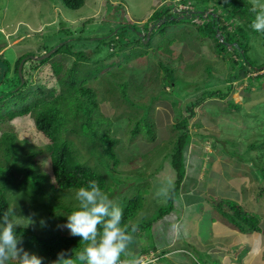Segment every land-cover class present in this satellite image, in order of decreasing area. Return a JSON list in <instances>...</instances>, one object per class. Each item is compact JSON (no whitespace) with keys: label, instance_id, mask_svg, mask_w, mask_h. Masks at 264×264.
Listing matches in <instances>:
<instances>
[{"label":"rangeland","instance_id":"1","mask_svg":"<svg viewBox=\"0 0 264 264\" xmlns=\"http://www.w3.org/2000/svg\"><path fill=\"white\" fill-rule=\"evenodd\" d=\"M169 1L85 0L84 6L73 10L66 7L61 0H0V19L3 18V22L0 24L3 25L7 22L12 26L8 30L5 29L9 32L10 43V47L5 53V58L11 63L8 77H14L13 66L17 60V53L29 54L31 52L43 55L44 51H51L63 42L67 45L61 48L62 51L84 50L87 52V59L78 55L82 74L88 70L98 71L94 76L88 78L87 85L95 89L100 111L104 110L106 114L111 115V120L108 119V122L114 126L113 136H118L120 139L115 147L117 152L121 157L129 155L131 151L136 154L137 151H140L142 154L136 156L133 165H130L131 161L127 160L128 163H118L117 171H113L107 162L112 160L110 155L97 148H91V151H95L91 157L85 145L82 144L78 148L80 153L78 151L77 159L84 164L91 163L95 156L98 161L101 160L99 170L104 174L106 184L103 191L119 206H124L134 196L147 192L143 198L142 211L139 213L138 219L135 220L138 223L143 220L146 223L153 220L152 218L157 219L161 216L160 210L169 207L170 202L166 195L173 187L175 180L173 176L176 172H174L169 157L172 147L168 142L174 135L173 126L183 116L189 118L187 128L193 134L191 140L193 145L200 146L203 143L223 145L226 151L234 156L235 161H232L234 164L231 167L233 170H238L239 167V170L243 171L242 177H240L241 184L247 179L250 169L248 168L249 160L253 157L258 166V177L261 178L258 185L264 187V148H262V145L264 147V87L257 89L250 86L246 77L231 81L230 84L233 88L229 91L230 100L242 103L241 111L236 114L223 112L224 103H219V99L216 100L211 95L206 96L203 101L198 103L194 114L186 109L190 103L189 100H196L198 95H202L206 91L222 90L226 92L229 85L227 81L229 74L236 73L238 75L241 72L238 67L233 70L229 58L216 51L213 46L215 41L206 33V30L205 34L201 32L198 34L197 28L189 24L190 21L184 20V22L171 24L167 28L165 39L168 42L164 46L160 44L162 37L157 34L152 38V43L149 46L142 40L144 45H140V47L129 46V48H125L126 50L122 49V44H138V38L141 37L136 31L146 30V25L154 11L162 9L164 12L167 10L164 5ZM197 1V6L203 8L208 6L211 10L224 11L217 4L220 0H210L207 3H204V0ZM245 1L251 4L250 0ZM194 3L195 0L186 3L176 0L175 6L178 10L190 9L194 7ZM122 25L126 27L127 31L115 33L111 37L88 40L90 37L110 35L118 28L123 31ZM186 29L191 32L187 36ZM232 29L233 25L230 26V30ZM15 30L14 40H12L10 35ZM198 35L201 38H195ZM20 37L22 38L19 41L16 40ZM67 38L71 40H67ZM13 41L17 43H13ZM112 41H116L118 47L112 46ZM250 45L248 57L255 63L254 66H263L264 39L261 36L253 35ZM141 49L145 52L141 57H132ZM230 49L233 51L232 48ZM64 55L53 56L54 63L61 62L67 68L72 65L74 60L78 59L77 56ZM131 57L132 59H130ZM232 57L235 58L234 54ZM113 59L116 62L112 61ZM160 61L169 62L174 70L175 92L167 93L165 91H170L171 87L163 83L166 71L159 63ZM186 63L189 64L183 71ZM3 66V63L0 64V67ZM38 70L43 78H46L48 85L57 83L56 74L50 64H45ZM114 70L115 72L116 70L121 71L118 72L121 73L120 80L123 79L122 82L126 81L129 86L126 95L122 94V91H119L117 87L114 88L111 83L113 79L111 73L112 71L114 73ZM158 72L160 73L157 79ZM263 73L264 69H261L257 73H250L249 76L254 77ZM116 75L118 78L117 73ZM152 77L156 79L151 80ZM56 85L58 87V83ZM133 88L137 89L133 90ZM185 96L187 98H184ZM155 98L159 100L156 105H154ZM174 100L178 102L181 100L184 108L178 109V106L174 105ZM141 110L147 111L150 117L152 115L156 121L157 137L154 141L146 139L145 131L137 136L130 133L132 128L127 125L128 120L125 117L129 115L126 114L137 113ZM118 117H122V120L118 121ZM67 123L70 125L71 120H67ZM81 131L83 132V130ZM4 132L10 135L14 134L15 143L19 147L28 148L31 153L36 154L34 156L36 169L43 176L41 185H30L29 183L27 185V182H23L22 175L18 176L19 181H12L16 185H6V196L11 203V209L15 210L14 216L17 217V223L26 227L29 223L26 218L31 215L35 225L30 224L27 227L34 230L39 236L71 235L69 230L59 227L65 224L67 219L63 215H57L54 209L67 203L78 207L77 189L71 188L62 191L56 186L50 152L47 150V145L51 146L52 144L51 140L45 138L38 131L31 116L1 122L0 164H6L2 157V150L7 145V142L2 141ZM63 136H65L64 132L59 135L61 138ZM83 136L86 137L85 134ZM69 137L75 148L84 139L73 135V132H70ZM92 137L88 136L89 142H93ZM251 145L258 147L253 150L250 148ZM91 146L94 147L96 144H91ZM156 148L163 151L156 152ZM164 154L168 156L166 160H163ZM117 158H119L118 154ZM127 170L134 174L131 175ZM1 183L0 180V185ZM224 186L226 187L224 184L221 187L218 181L216 186H212L211 189L227 192ZM165 187H168L167 194H158ZM253 194L258 195L259 205H264V191L260 192V188L256 187L251 191V195ZM243 196L246 203L250 204L249 208H253L254 202L249 194H243ZM69 209H72L71 213L76 208ZM41 220L45 221L43 226L40 223ZM25 249L38 255L35 247ZM192 254L196 255L199 260L203 258L198 254ZM134 257L132 256V258ZM200 261L206 262L205 260Z\"/></svg>","mask_w":264,"mask_h":264},{"label":"trees","instance_id":"2","mask_svg":"<svg viewBox=\"0 0 264 264\" xmlns=\"http://www.w3.org/2000/svg\"><path fill=\"white\" fill-rule=\"evenodd\" d=\"M61 1L66 7L73 10L80 9L85 4V0ZM181 1L186 3L190 0ZM208 1L210 0H204V3H207ZM197 3L198 1L195 0L194 6H197ZM217 4L222 7L224 11L219 12L214 9L213 13L208 15L203 24L193 21H190L189 24H192L197 28L198 34L200 32L205 34L204 31L206 30V33L210 35L213 41H215L213 46L216 51L219 54H223L224 57L229 58L233 70L238 67L241 69V72L238 75L236 73L229 74L227 78L229 85L227 86L226 92L222 90L206 91L202 95H198L196 100H189L190 103H188L186 109H188L191 114H194V109L198 103L203 101L206 96L210 95L214 96L216 100L219 99V103H224V109L222 108L223 112L232 114L239 113L242 109V103L230 100L231 97L229 96V91L233 88L230 82L234 81L236 78L246 77L249 81V85L257 89L264 87V73L262 75L257 74L254 77L249 76L250 73H257V71L259 72L261 70L254 69L255 63L250 60V57H248V49L251 48L250 43L252 41V36L258 35L264 39V33L255 32L250 27V22L253 16L250 12L251 4L245 0H228L227 3H225V0H220ZM175 5L176 0H170L164 5V7H167V10L164 12L162 9L158 11L155 10L149 18L146 29L153 20L158 21L163 18H170L173 15L176 16V13L172 11V7ZM197 9L206 12L209 7L205 6V8H203L197 6ZM179 22L180 21L174 18L164 21L153 31L152 38L159 34L162 37L160 44L164 46L168 42V40L165 39L167 28L171 24ZM231 25H233L232 30H230ZM217 29H220L224 34V41H222L217 35ZM185 31L186 36L191 33L188 29ZM152 38L147 44L148 46L152 43ZM195 38H201V36L198 35ZM140 39L138 38L139 41L136 45L122 44V49H125L126 47L129 48V46L140 47V45H144L142 39ZM226 42L233 45V51ZM64 45L67 44L61 45L57 51L44 60L33 59L31 56L35 53L31 52H29V54L25 53L20 55L13 66L15 73L14 77H8L11 63L7 58L0 57V64H4L3 67H0V123L14 120L19 117L31 116L38 131L52 142L51 146L47 145V150L50 152L55 183L60 190L64 191L71 188L78 189L81 186H86L90 180H96L101 189L104 190L106 188L105 177L99 170L101 160L98 161V158L95 156L91 163L84 164L77 159L78 151L80 153L78 148L82 144L85 145L88 153L91 154V157L94 155L92 153H95L94 150L91 151V148L100 149L102 152L106 151L112 159L111 161H107L108 164L113 171H117L119 159L117 158V150L115 147L120 142V139L118 136H113L114 134L112 131L114 130V126H112V123L108 122V119L111 120V115L106 114L104 110L100 111L96 91L94 88L87 85L88 78L94 76L98 71L88 70L82 74V69L80 67L81 61L78 58V55L80 54L81 57L87 59V52L84 50H82L83 52L62 51L61 48ZM112 46H117V42L112 41ZM122 49H120V51H122ZM144 53L145 52L141 49L132 57H141ZM64 54L77 56L78 59L74 60L72 65L67 68H65L64 64L61 62L54 63L53 56H65ZM232 54H234L235 58L232 57ZM25 57H29V59L23 65L21 77L19 74V65ZM132 57L130 59H132ZM112 61L116 62L114 59ZM159 63L166 71V74L163 77V83L164 85L171 87L170 91L163 89L167 93L175 92L174 87L176 85V78L173 74V68L169 65V62L164 63L163 61H160ZM45 64L51 65L57 77L58 87H56L57 83L48 85L46 78H43V75L39 73L40 70L38 69ZM188 64L189 63L185 64L183 71L186 70ZM256 67L261 66L259 65ZM118 72L121 71L116 70L115 72L114 70V73L112 71L111 75L113 76V79L111 83H113L114 88L117 87L119 91H122V94L126 95L129 86H127L126 81L122 82L123 79L120 80L121 73ZM109 73L110 72L108 71V74ZM116 73L118 74L119 79L117 78ZM159 73L160 72H158L157 79L159 78ZM154 79L156 78H151V80ZM136 89L137 88H133V90ZM152 96L154 97L155 95ZM157 98L154 100V105L159 101ZM184 98L187 97L185 96ZM174 105L178 106V109L184 108L181 104V100L179 102L174 100ZM136 114L140 115L136 116ZM126 115H129L125 118L128 120L127 125H130L132 128L130 133L133 136H137L145 131L146 139L150 141L156 139V121L152 115L150 117L145 110H141L137 113L129 112ZM119 118L120 117H118L117 120L121 121L122 117ZM67 120H71V123H69L70 125H68ZM188 122L189 118L183 116L181 120L173 126L175 129V131H173L174 135L172 140L168 142L172 147L169 157L173 169L176 172V181L168 194L170 202L169 207L161 209L160 215H163L170 210L174 202V197L179 192L184 179L185 152L193 137V134L187 128ZM81 130H83L84 133ZM62 132L65 133V136L61 138L59 135L62 134ZM70 132H73V135L84 138L82 139L81 144H77L76 148L73 146V141L69 137ZM83 134H85L86 137L83 136ZM2 135V141L7 142V145H5L2 150V157L6 164H0V180L2 181L0 185V216H2L8 209H11V203L6 196L7 184L16 185L15 183H12V181H19L18 176L20 175L24 177L23 182H27V185L28 183L30 185H41L43 181V176L36 169L37 166L34 159L36 154L34 152L31 153L28 148L22 146L19 147L15 143L16 137L14 134L10 135L9 133L4 132ZM199 135L201 136V134ZM88 136H93V142H89ZM91 144H96V146L92 147ZM250 147L258 146L251 145ZM262 148H264L263 145ZM167 158L168 156L164 157L165 160ZM223 202L228 206V211L225 213L237 226L248 230L260 229L259 219L255 214L245 210L235 201L223 200ZM143 206V194L134 196L127 201L124 206H120L123 210L122 224H126L130 227V221L137 218L139 213H141ZM220 206L222 207L223 205L221 204ZM72 207L77 208L76 205L67 203L65 205H59L54 211L57 215H63V217L67 219L66 214H70L72 209L69 208ZM16 218L17 217L12 216V219L16 220ZM16 231L17 235L22 236L23 246L25 248L35 247L37 249L38 256L44 258L43 264H50V261L55 260L57 258V253L62 250H73L74 253H78L85 246L84 242L80 241V237H74L72 235L52 234L47 237L39 236L31 228L19 224ZM9 264H15V262L10 261Z\"/></svg>","mask_w":264,"mask_h":264},{"label":"crops","instance_id":"3","mask_svg":"<svg viewBox=\"0 0 264 264\" xmlns=\"http://www.w3.org/2000/svg\"><path fill=\"white\" fill-rule=\"evenodd\" d=\"M0 22H3V18ZM5 23L0 24V57H5L10 47L9 32L5 29L12 26L11 23ZM14 33L16 30L10 35L12 40ZM22 53H17L16 58ZM193 144L190 142L186 149L184 179L170 210L146 223L143 222L145 220L135 222L136 218L130 221V232L131 227L136 226V231L131 233V256L138 258L143 253L156 251L159 257L157 262L149 264H264V205H259L258 195H251L254 188L259 187L261 192L264 187L258 185L261 178L258 177V166L253 157L249 160L247 179L241 184L243 171L239 167L238 170L232 169L235 158L223 145ZM252 148L255 150V147ZM155 151L163 150L156 148ZM117 154L119 164L131 161L129 163L133 165L142 152L137 151L136 154L131 151L125 157H121L118 152ZM173 178L175 183L176 173ZM218 181L221 187L226 185L224 187L227 192L211 189ZM243 194H249L254 202L253 208H249L250 204L246 203ZM223 200L235 201L255 214L259 219L260 229L248 230L237 226L225 213L228 206ZM138 217L139 215L137 219ZM192 253L200 255L203 257L200 260L206 262L200 261Z\"/></svg>","mask_w":264,"mask_h":264},{"label":"clouds","instance_id":"4","mask_svg":"<svg viewBox=\"0 0 264 264\" xmlns=\"http://www.w3.org/2000/svg\"><path fill=\"white\" fill-rule=\"evenodd\" d=\"M227 2L228 0H225V3ZM250 2V12L253 14L250 27L255 32L264 33V0H250ZM196 9L197 7L194 6L180 11L186 13L187 10L195 11ZM211 13L213 10L209 8L204 13L206 16L194 17L192 21L203 24ZM155 22L156 20H153L149 25ZM122 27L125 26L122 25ZM67 40L71 39L67 38ZM63 44L65 42L60 46ZM37 55L34 54V56ZM167 191L168 187H165L158 194L166 195ZM76 200L78 207L66 215V223L59 227L66 228L74 237H80V241L84 242L85 246L78 253H74L73 250L60 251L57 253V258L50 261V264H137L136 259L132 258L129 252V245L133 240L131 233L136 231V226L133 225L130 232L129 226L122 224V208L110 199L99 183L96 180H90L86 186L79 187L76 191ZM14 214V209H8L0 216V264H9L10 261H14L15 264H43V257L24 248L22 236L17 235V221L12 219ZM26 219L29 221L27 226L35 225L31 215ZM40 223L43 226L45 221L41 220Z\"/></svg>","mask_w":264,"mask_h":264},{"label":"water","instance_id":"5","mask_svg":"<svg viewBox=\"0 0 264 264\" xmlns=\"http://www.w3.org/2000/svg\"><path fill=\"white\" fill-rule=\"evenodd\" d=\"M172 9H173V11L175 13H177L176 16H171L170 18H163L161 20L156 21L155 23H153L152 25H150V27H149V29L147 31H145V30L136 31L138 34H140L141 39L143 41H145V43H148L149 39L151 38L152 33H153L152 31L155 30L158 26H160L164 21H168V20H170L172 18H174V19H176L178 21H184V20L192 21V20H194V17H198V16H203L204 17V16H206L204 14V12H205L204 10H198V9H196L198 11H196V10L195 11H193V10H191V11L190 10H187L186 13H185V11H180L175 6H173ZM122 29H123V31H120V28H118L117 31L111 33L110 35L103 36V37H110V36H112L115 33H122V32L127 31L126 30V27H124ZM217 31H218V34L217 35L219 36V38L222 41H224L225 36L222 33V31L220 29H217ZM103 37H94V38L93 37H90V38H88V40L98 39V38H103ZM226 44L229 47H231V48L233 47V45L230 44V43H227L226 42ZM59 46H56L54 49H52L51 51L47 52L44 55H41V56H34V55H32L31 57L33 59L44 60L45 58H48ZM28 59H29V57L23 58L22 62L19 65V74H20L21 77H22V68H23V65H24V63ZM254 69H256V70L264 69V65L261 66V67H256L255 66ZM22 81H24V80H22Z\"/></svg>","mask_w":264,"mask_h":264},{"label":"built area","instance_id":"6","mask_svg":"<svg viewBox=\"0 0 264 264\" xmlns=\"http://www.w3.org/2000/svg\"><path fill=\"white\" fill-rule=\"evenodd\" d=\"M158 254L154 251L143 253L138 258H136L137 264H149L158 259Z\"/></svg>","mask_w":264,"mask_h":264},{"label":"bare ground","instance_id":"7","mask_svg":"<svg viewBox=\"0 0 264 264\" xmlns=\"http://www.w3.org/2000/svg\"><path fill=\"white\" fill-rule=\"evenodd\" d=\"M173 16H174V15H173ZM110 37H111V36H110ZM55 47H56V46H55ZM55 47H54V48H55ZM155 252H156V251H155ZM158 252H159V251H158ZM161 256H162V255H161ZM161 256H160V258H161ZM156 262H157V261H156Z\"/></svg>","mask_w":264,"mask_h":264}]
</instances>
